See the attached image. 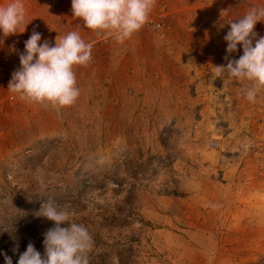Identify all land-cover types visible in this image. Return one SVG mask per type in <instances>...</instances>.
Masks as SVG:
<instances>
[{
	"label": "rangeland",
	"instance_id": "1",
	"mask_svg": "<svg viewBox=\"0 0 264 264\" xmlns=\"http://www.w3.org/2000/svg\"><path fill=\"white\" fill-rule=\"evenodd\" d=\"M195 1L188 7L196 9ZM202 2L208 13L224 4L226 31L206 37L195 15L170 16L166 2L157 0L151 17L164 26L146 24L144 43L178 29L171 44L188 47L186 67L175 72L172 84L155 86L144 74L136 106L133 97L121 99L133 96V86L124 92L116 81L104 84L95 75L82 85V99L60 108L55 132L38 133L12 117L18 128L0 134L14 140L8 150L0 147V264H6L4 253L17 264L29 242L44 254L43 233L54 222L39 213L50 200L74 211L92 234L90 264H264V90L251 103L245 95L250 82L211 77L215 66L227 64V22H238L264 0ZM28 6L31 12L33 4ZM49 7L39 6L38 16L48 17ZM255 31L264 36V22ZM86 42H93L92 58L97 46L116 45L113 36ZM241 55L242 45L230 58ZM117 66L107 78H118ZM15 70L1 67L4 84ZM2 90L16 111L28 105ZM95 94L109 99L85 107L86 97ZM4 120L0 129L6 130Z\"/></svg>",
	"mask_w": 264,
	"mask_h": 264
},
{
	"label": "clouds",
	"instance_id": "2",
	"mask_svg": "<svg viewBox=\"0 0 264 264\" xmlns=\"http://www.w3.org/2000/svg\"><path fill=\"white\" fill-rule=\"evenodd\" d=\"M157 0H71L73 17L82 19L85 27L98 34L113 36L124 42L150 22ZM26 17L23 0H11L0 6V31L4 37L23 33ZM258 22H264V6L251 7L238 22H227L230 30L227 41L226 65L214 67L213 81L225 78L237 82H250L246 99L256 103L264 90V36L255 31ZM223 27V25H221ZM42 34L35 29L25 41V51L19 54L20 65L12 73L8 89L19 94L21 100L50 104L55 108L73 106L79 96L77 66H87L92 60L93 44L72 31L57 37L55 46L48 40L41 43ZM242 45L243 55L230 58ZM12 51H17L12 46ZM39 215L54 222L44 233V254L29 242L19 254L17 264H90L89 253L94 248V238L88 228L75 220L76 213L59 207L51 200L43 205ZM66 225V226H62ZM19 252V245L13 248ZM6 264H13L11 256L4 253Z\"/></svg>",
	"mask_w": 264,
	"mask_h": 264
},
{
	"label": "crops",
	"instance_id": "3",
	"mask_svg": "<svg viewBox=\"0 0 264 264\" xmlns=\"http://www.w3.org/2000/svg\"><path fill=\"white\" fill-rule=\"evenodd\" d=\"M162 1H165L166 5L169 6V15L172 13L180 14V12H184L185 15H187L186 18L190 13L191 15H195V22L203 23L202 30H205L204 36L206 37L211 38V36H214V34H216L215 30L219 31L220 33L226 31V28L221 27V24H223V22L226 20V18H223L226 16V7L223 3L222 5L219 4L218 7L216 2V9L213 10V13H208L207 9H203V0L195 1V4L197 5L196 9L192 8L195 6H192L191 8L188 7L191 0H158V4ZM10 2L11 0H0V6L6 5ZM23 3L26 8V20L24 21L22 27H26V30L23 33H17L8 37H4L2 31H0V54L4 53L1 56L2 60H0V73L1 67H4L10 71L12 68L18 69L21 67L19 54L25 51V41L29 39L33 29L42 34L41 43H43L44 40H48L52 46H55L56 38L58 36L63 37L72 31L79 33L85 41L91 39L92 37L109 36L105 34H98L97 32L92 31L91 29L85 27L82 19L73 17L71 0H23ZM31 4H33V9L31 12H29L30 8L28 5ZM46 5L53 6V9L50 10L49 7L48 9L51 11V14L48 17L41 18L38 16L39 6ZM199 11H207V13L205 12L203 16H200L201 14ZM171 19L174 20L173 17H171ZM184 26L185 25L183 23L181 29H184ZM56 30L58 33H56ZM174 32L179 33V30H172L168 32V34H165L164 36L166 37L163 38L161 36H155V41H152V38L147 36L149 38L148 44L146 42L144 43L146 40L143 38L146 36L141 29L130 39H127L122 43L116 40V45L114 46H106L103 44L101 47L97 46L91 62L87 66H77L75 68L80 94L83 91L82 85H87L89 82H92L93 77L96 75V78H101L100 82L102 81L106 84L116 81L117 85H121L123 87L124 92L127 90V88H124L127 86V84L129 87L133 86V89L130 90L133 93V96H126V94H123L125 97L121 99L128 101V98L133 97V101L135 102L136 106V101H140L138 99V93L141 91L139 86L142 83V76H145L144 74L148 73V75H150L149 77L151 84L155 86L160 85L162 81H164L165 84L168 82H173V75H175V72L181 70L182 66L186 67V65L183 63V60L185 58L184 53L186 50H188L186 45L183 46L176 43L171 44V41L175 39ZM184 33V35L190 34V32ZM52 34L55 36V40L49 38ZM13 45L17 51H12ZM106 48L108 50H106ZM115 53H119V55L115 57ZM175 53H181L183 55V59H179ZM128 54H130V56ZM131 55L133 60H130ZM1 61H5V65H2L3 62ZM176 61H178L179 64H177ZM116 65H118L116 67L117 73L114 76H118V78H107L108 76H111L110 71L114 70ZM8 87V85L4 84L2 76L0 75V89H3L2 91L4 94L11 92ZM122 87L120 90H122ZM95 95L89 98L86 97L85 101L89 105H86L85 107L98 106L95 105L97 101H106L109 99V96L104 98V96H99L97 94ZM9 97L10 95L0 96V118H5L4 122L6 126V130L0 129V134L14 132V130L12 131L11 128H18V126H15L12 123V117L14 116L18 117V121H20L19 123H21L23 126L32 128L35 127L33 130L38 133L43 134L55 132L56 129L52 128L54 125L52 124V121L58 114H60V108H55L47 103L41 104L29 100L27 103L28 105L26 104V107L22 105V108H20L21 111H16L11 106ZM23 109H26V111L22 112ZM63 109L66 110V107ZM19 112H21V114ZM129 113L130 112H126L124 108H121V115L128 116ZM133 113H137L139 115L141 114L140 109L137 107L133 109ZM0 139L3 138L0 137ZM1 141L0 147H5L7 150L10 149V146L13 145L12 142H14V140H9L6 142L4 139Z\"/></svg>",
	"mask_w": 264,
	"mask_h": 264
},
{
	"label": "built area",
	"instance_id": "4",
	"mask_svg": "<svg viewBox=\"0 0 264 264\" xmlns=\"http://www.w3.org/2000/svg\"><path fill=\"white\" fill-rule=\"evenodd\" d=\"M153 29H162L164 26L163 20H160L156 17H151L150 22L148 23ZM93 44V42H90Z\"/></svg>",
	"mask_w": 264,
	"mask_h": 264
},
{
	"label": "trees",
	"instance_id": "5",
	"mask_svg": "<svg viewBox=\"0 0 264 264\" xmlns=\"http://www.w3.org/2000/svg\"><path fill=\"white\" fill-rule=\"evenodd\" d=\"M21 215H26V214H24L23 212L22 213H20ZM20 214H19V218H20ZM22 221V219H20V221H19V224H20V222ZM15 222L17 223V220H15ZM17 226V225H16Z\"/></svg>",
	"mask_w": 264,
	"mask_h": 264
}]
</instances>
